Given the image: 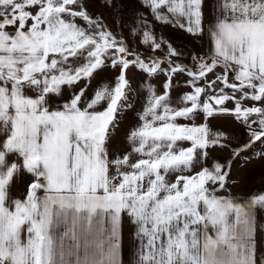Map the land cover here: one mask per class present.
Segmentation results:
<instances>
[{
  "label": "snow or ice",
  "instance_id": "snow-or-ice-1",
  "mask_svg": "<svg viewBox=\"0 0 264 264\" xmlns=\"http://www.w3.org/2000/svg\"><path fill=\"white\" fill-rule=\"evenodd\" d=\"M142 3L157 21L202 34L204 0ZM212 8L214 50L193 54L188 66L142 14L131 34H142L148 54L129 50L80 0H0V264H49L45 233L53 204L134 216L143 237L142 264H258L264 195L243 203L219 195L232 161L204 165L208 149L224 148L228 140L208 118L232 114L248 129L249 143L233 150L232 159L257 142L264 145V0H215ZM165 44L167 52L157 57ZM105 67L119 68L114 86L105 83L89 97L94 74ZM131 68L168 80L163 94L151 83L141 86L147 96L140 123L127 137L131 151L112 158L117 114L133 106L126 78ZM217 68L222 71L208 81ZM177 74L190 78L193 91L174 100ZM65 89L72 92L68 100ZM249 100L260 106H246ZM201 113L205 122L196 124ZM255 155L264 157V151ZM21 168L35 178L23 200L10 194Z\"/></svg>",
  "mask_w": 264,
  "mask_h": 264
},
{
  "label": "crops",
  "instance_id": "crops-1",
  "mask_svg": "<svg viewBox=\"0 0 264 264\" xmlns=\"http://www.w3.org/2000/svg\"><path fill=\"white\" fill-rule=\"evenodd\" d=\"M214 2L215 0H204L203 31L202 34L193 36L178 26L161 23L154 19L152 12L142 3V0H111V6L107 0H80L83 10L87 13L98 12L105 27L114 33L118 39L123 36L124 39L132 42L133 47L138 49L139 53L148 54L151 53V48L141 43L142 34L138 33L135 36L131 34L132 28L136 27L137 17L142 14L149 22L155 36L158 39L162 38L167 44H171L172 47L181 52L182 55L179 58L184 60L193 54L201 56L202 52L193 50L192 47L207 50L214 47L208 34V29L213 27L216 19L212 8ZM76 22L87 27L81 19H77ZM167 44L161 51L162 54L167 52ZM118 75L119 68L105 67L97 70L89 84L88 96L91 97L94 90L102 87L105 83L114 86L115 78ZM126 78L129 81L131 91L128 95L133 106L123 114H117L118 123L113 129V139L110 146L112 158H115L117 154L122 156L131 151L127 137L130 131L140 123L138 113L142 111L147 96L146 91L141 86L151 83L155 85L158 94H163L165 91L163 85L168 80V77L163 73L148 77L146 73L137 68L128 70ZM189 79L186 74H177L172 78L173 88L170 91V96L174 100H179L183 94L193 91L191 86L188 87ZM207 79L208 81L214 80L215 73L207 74ZM84 84L85 82L81 81L76 85V89L83 87ZM71 95L72 92L65 89V100H68ZM234 107L235 104L227 106L229 110H234ZM226 121V126L219 124V122L226 123ZM204 122L205 119L201 113L195 123L202 124ZM207 122L213 131H222L228 136L226 147L215 146L208 149L209 157L205 160L204 165L211 168L216 162L226 166L230 160L232 161L227 178V188L222 190L219 195L231 196L238 203H243L253 196L264 195V157H257L255 155L256 150L251 148L241 152L239 157L232 159L233 150L241 149L245 141L248 140L243 141L244 134L238 132L240 130L238 126L241 127V124L235 118L226 119L219 116L208 118ZM178 123L191 124L192 121L180 119ZM184 146L188 147L190 144L185 142ZM198 170H194L191 174H195V171ZM34 180L35 178L30 173L21 168L10 184L12 198L26 199L28 188ZM38 195H41L43 200L42 189L38 190ZM257 222V261L259 264V260L264 257V227H260L264 226V211L258 213ZM139 229V221L127 212H122L116 216L109 210L101 208L78 210L74 206L61 207L59 204H53L50 207L45 233L50 241L49 264H142L143 237ZM209 234H213L211 229H209ZM144 243H146V239Z\"/></svg>",
  "mask_w": 264,
  "mask_h": 264
},
{
  "label": "rangeland",
  "instance_id": "rangeland-1",
  "mask_svg": "<svg viewBox=\"0 0 264 264\" xmlns=\"http://www.w3.org/2000/svg\"><path fill=\"white\" fill-rule=\"evenodd\" d=\"M89 15L92 17V18H99L100 19V16H99V13L98 12H95V11H93V12H91V13H89ZM212 26H214V25H212ZM209 34V33H208ZM210 35V34H209ZM120 38H122L123 40H124V42H125V44H126V46L129 48V50H135V52H137V53H139V50L138 49H136L135 47H133V44H132V42H130L128 39L126 40V39H124V37L123 36H120ZM119 38V39H120ZM210 42L212 43V45L214 46V44H213V41H212V39H211V36H210ZM192 49L193 50H196V51H199V52H202V54H201V56H210L211 54H210V51H212L213 52V50H214V47L210 50V49H205V48H199V47H197V49H195V48H193L192 47ZM155 55L157 56V57H163L164 56V53L162 54L161 53V51H158V53H156L155 52ZM198 57H199V54H196ZM129 59H131V57H129ZM174 60L175 59H177V58H173ZM178 62H180V63H183V64H185V65H188V66H193V64H194V62H193V60H192V56H189V58L188 59H180V58H178ZM162 67H164V68H167L168 67V65L167 64H163L162 65ZM222 70L220 69V68H217L216 70H215V76H216V73H220ZM219 86H223V85H219ZM188 87H190L189 85H188ZM192 88V87H191ZM232 104H235V102L234 101H229V102H226V106H232ZM245 105L246 106H253V105H255V106H259L260 104H259V102H253V101H246L245 102ZM217 116H219V117H224V118H226V119H229V117H230V119H234L235 118V116L234 115H232V114H224V115H217ZM236 119V118H235ZM237 120V119H236ZM238 121V120H237ZM239 122V121H238ZM240 123V122H239ZM219 124L220 125H222V126H226L227 125V121H226V123H224V122H219ZM241 125V127H239L238 126V129H240V130H238V132L240 133V132H242V134H244V136H243V141H245L246 139H248V140H246L245 141V144L244 145H246L247 143H249V140H250V137H249V132H248V129L242 124V123H240ZM254 127H256V126H254ZM257 130H258V128H257ZM252 148H254L255 150H256V152H259V151H264V145H261L259 142H257ZM228 165V163L226 164V166ZM226 170H227V167H226ZM140 232V231H139Z\"/></svg>",
  "mask_w": 264,
  "mask_h": 264
}]
</instances>
